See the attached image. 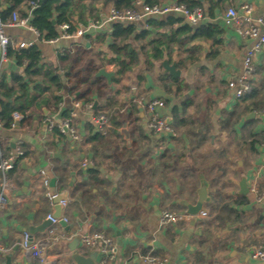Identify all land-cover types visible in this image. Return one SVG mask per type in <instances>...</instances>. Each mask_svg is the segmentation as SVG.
Returning a JSON list of instances; mask_svg holds the SVG:
<instances>
[{
  "label": "crops",
  "instance_id": "0c3cea01",
  "mask_svg": "<svg viewBox=\"0 0 264 264\" xmlns=\"http://www.w3.org/2000/svg\"><path fill=\"white\" fill-rule=\"evenodd\" d=\"M196 1L206 13L200 23L191 25L184 16L174 14L168 16L181 21L171 28L157 29L166 41L165 58L176 60L182 71L177 80L183 86L177 93L166 92L164 81L158 77L164 69L157 61L152 63L147 52L140 54L138 66L144 78L140 82L134 73L129 89L125 86L129 82L127 75L119 86L97 77L101 68L116 71L115 64L113 69L105 67V62L109 64L114 58L108 47L114 23L91 28L93 31L84 37L55 43L40 40L29 28L6 27L5 34L13 46L21 42L29 44L26 47L37 44L43 63L60 64L58 54L65 53L69 59L61 63V73L70 68L72 76L59 93L63 102L54 105L51 100L50 106H44L42 99L31 101V117L20 123L18 129L1 132L0 161L3 156L15 154L18 147L25 157L18 158L15 169L9 172L12 190L8 205L0 212V246L5 250L0 264H41L22 248L21 242L25 233L36 241L45 237L51 225L45 226L47 216L56 214L57 205L52 206L47 197V178L49 191L68 199V206L62 210L68 223L58 226L65 237L49 245L47 264H77L80 256L93 264H142L140 258L146 255L165 258V264H264L253 256L255 248L264 250V48L254 62L251 92L236 97L229 84L242 74L246 51L253 42L241 37L223 20L229 6L239 9L244 4L254 7V19L264 20V0H159L157 5L188 6L187 2ZM76 2L78 11L73 13L72 20L83 27L84 21L90 25L95 19L105 21L114 9L110 0ZM134 2L136 8H140V2L147 4V0ZM20 9V15H25L27 8L23 5ZM168 16L146 18L144 23L149 24V29H145L143 22L133 25L138 32L153 29L155 33L150 21ZM208 25L220 31L212 39L190 41L193 33H177L181 43L166 39L185 26L194 31ZM260 29L264 33L263 25ZM131 42L141 49V41L132 38ZM93 54L97 61L91 58ZM12 72H22L15 59L1 66V74ZM172 79H165V84L174 90ZM109 87L114 92L123 90L116 98L120 104L137 98L163 99L177 135L148 130V114L136 106V113L135 109L116 115L119 127L108 116L110 124L101 139H92L95 132L102 133L92 122V115H98L97 109L102 98L108 96L105 92ZM157 90L166 95L158 96ZM76 101L93 104L91 111L83 108L73 119L82 140L75 144L65 136L61 142L46 131L43 116H52L58 122ZM186 102L190 103L187 108ZM119 107L109 110L118 111ZM176 107L184 122L173 116ZM86 159L91 165L83 168ZM42 171L47 178L40 175ZM243 178L250 188L247 195L241 194ZM3 179L0 173V189ZM205 184L210 200L204 203L202 211L208 215L201 216L200 211L191 216L186 204L197 203L199 190ZM165 210L188 217L161 227ZM93 231L113 239L119 249L115 261H109L100 246L90 248L82 244L81 235Z\"/></svg>",
  "mask_w": 264,
  "mask_h": 264
},
{
  "label": "built area",
  "instance_id": "2783aa9c",
  "mask_svg": "<svg viewBox=\"0 0 264 264\" xmlns=\"http://www.w3.org/2000/svg\"><path fill=\"white\" fill-rule=\"evenodd\" d=\"M140 8H129V9H112L109 17L102 22H95L89 27H83L78 25L74 20L70 22L63 23L59 26V37L51 40H44L47 43H55L61 39H72V38H81L84 37L91 28L102 27L107 23H126L134 24L138 22L145 21L146 18L151 16H168L174 14H180L191 24L197 25L202 20L205 19L206 13L201 6L194 8H189L184 4H171V5H150L143 2H140ZM26 15L22 16L19 12L15 11L10 16L8 22L3 20L2 16V7L0 6V76H1V66L9 60L7 53L8 48L11 44L10 38L5 34V29L7 26L15 28H29L31 29L38 37L40 33L30 24L31 19L33 18V12L38 7L35 1H29L25 4ZM255 9L250 4H244L241 8H236L234 6H229L223 16L225 25L233 27L236 29L238 34L251 40L253 44L248 47L244 62H243V72L238 78V80L230 82L229 87L235 91V95L238 98H242L245 94L251 92V78L255 73V60L257 54L262 51L264 48V33H261L260 27L264 26L263 19H254ZM145 29H149L150 26L147 22L144 23ZM29 44L21 42L18 46L21 48L28 46ZM105 67L115 68L114 64H108L105 62ZM133 102L141 109L147 112L146 126L147 129L155 134L160 135H169L176 136L175 129L166 115V102L161 98H137ZM83 108L91 111L93 109L92 103L83 104L80 101H76L73 104V109L69 112V117L62 118L57 122L52 116L45 115L43 116V123L46 126V131L48 133H53L55 128H58L65 136H69L72 141L76 144L82 140L80 133L77 128L73 125V119L77 116L79 110ZM1 112V104H0ZM25 119V115L20 112H14L12 114V123L9 128L10 131L18 129L20 123ZM92 122L95 124V127L99 131H104L110 124L109 117L105 114L92 115ZM3 124L0 121V137L3 130ZM262 146H264V141ZM2 150L0 149V155L2 156ZM25 152L18 147L15 150V154H10L8 156H3L0 161V173L3 174V183L0 189V212L8 205L9 202V193L10 189V179L9 172L14 170L17 164L18 158L22 157ZM91 165L90 160L86 159L82 162L83 168H88ZM40 175L47 178V173L45 171L40 172ZM48 179V178H47ZM44 179L45 186L48 189L47 197L52 206L59 205L62 210L68 206V199L63 197L58 202L56 199L60 196L57 193H52L49 190V181ZM253 191H257L256 188ZM201 216H207V212L201 211ZM188 216L178 214L169 210H165L162 213L160 219V226L166 227L170 224H175L183 220ZM47 219L51 222L49 230L45 237L40 240H34L32 236L28 233H25L23 236L21 245L22 248L29 252L35 260H38L41 264L48 263V253L47 248L53 242H57L59 239L65 237L64 232L58 229L60 223L67 224L68 218L65 215L61 217H56L53 213H50L47 216ZM61 233V234H60ZM81 241L84 246L90 248L101 247V251L107 256L109 261H115L118 256V246L115 244L113 239L102 232H87L81 235ZM4 248L0 246V256L4 252ZM253 256L256 259L264 261V250L261 248H255ZM142 264H165L166 259L146 255L140 258Z\"/></svg>",
  "mask_w": 264,
  "mask_h": 264
},
{
  "label": "trees",
  "instance_id": "16d2710c",
  "mask_svg": "<svg viewBox=\"0 0 264 264\" xmlns=\"http://www.w3.org/2000/svg\"><path fill=\"white\" fill-rule=\"evenodd\" d=\"M29 1H35L38 5L33 12V18L31 19L30 24L40 33V40L42 41L59 37V26L63 23L70 22L74 17L73 13L78 11L76 0H0L3 20L7 22L15 11L20 13V7L23 5L25 6ZM110 1L114 8L120 10L133 8L135 5L133 0ZM158 2L159 0H147V4L150 5H155ZM187 4L189 8H194L199 6L200 2H187ZM22 16H24V14ZM94 21L100 22L98 19H95ZM179 21L181 20L174 16H168L165 19L151 20L150 24L152 25V28L156 29L155 33L152 31L153 29L138 32L136 26L133 24L114 23L112 25V40L108 46L109 51L114 55V58H112L109 63L116 65V77L113 79L112 83L119 86L128 72L136 73L137 76L135 79L141 82L145 74L138 70V66L141 65L142 60L140 54H145L147 52L152 63L154 61L159 62L163 60L165 58L163 47H166V41L161 38L159 30L157 29L159 27L164 29L171 28ZM84 24L86 27L90 26L89 21H84ZM177 31L178 32L176 33L170 31L171 37H166V39H169V42L171 43L176 42V40L178 43H181L176 37L177 33L178 35L193 33V35L191 34L190 41L199 38L212 39L220 33L219 28L212 25L201 26L195 29V32L189 26H185ZM132 38L142 42L140 50H138L131 42ZM145 40H147V43H145ZM7 56L9 59H15L17 65L22 70V72H12L10 75L3 73L0 76V121L3 124V128L9 130L12 123V114L14 112H20L25 115V119L22 123L31 117V101L42 99L40 101L44 106H47L51 100L54 105L63 102V98L59 93L64 90L65 82L71 79L72 74L70 68L67 69V72L61 73V63L68 60L69 56L65 53L58 54L60 64L57 65L43 63V54L37 44L23 48L18 45L15 47L10 44ZM168 58L171 59V57ZM153 65L154 64H150V67ZM162 72L163 74H160L158 77L160 80L164 81L166 92H181V87L183 85L179 84L177 79H172L176 85V89L173 90L169 84H165V79L170 77L169 74L165 70ZM31 92H35V95H32ZM121 93H123V90L119 88L115 92V95H108L105 99V108L103 110H100L101 107L97 109L98 115L105 113L106 116L111 118L112 123L116 127H119L121 124L116 117L117 114L121 116L120 113L125 112L124 114H126L127 110L129 113L134 112L135 109L136 111L134 113L137 112V105L132 100L128 103L124 102L123 104H120L116 100L117 96ZM86 103H90V101H87ZM118 105L121 106L119 107ZM48 106H50V104ZM188 106H190V103L186 102L184 107L187 108ZM114 107H119V110H109ZM69 112H64L63 117H69ZM172 113L174 117L178 118V120L183 117L178 114L177 107L173 109ZM184 121L185 119L183 118L182 122ZM90 129L93 130V127L91 126ZM53 134L59 141H64L65 135L58 128L53 130ZM101 135L102 133L95 132V136H93L92 139H101ZM22 157H25V154Z\"/></svg>",
  "mask_w": 264,
  "mask_h": 264
},
{
  "label": "water",
  "instance_id": "95a60500",
  "mask_svg": "<svg viewBox=\"0 0 264 264\" xmlns=\"http://www.w3.org/2000/svg\"><path fill=\"white\" fill-rule=\"evenodd\" d=\"M134 1V0H133ZM93 31V30H90ZM158 66L163 68L171 78L173 79H179L182 76V71L181 69L178 67V62L176 60H170L169 58H164L163 60L158 62ZM97 77H104L106 78L108 84H112L113 79L116 77V71H112V72H108L105 68H101L97 74ZM156 94L158 96L164 97L166 95V93L162 90H157ZM123 132L128 136L129 133L126 130V128L123 129ZM128 138V137H127ZM128 144H130V142L128 141ZM55 182V178L52 177V183ZM240 188H241V194L243 195H247L250 192V188L248 186V182L246 178H243L240 184ZM208 185L205 184L202 186V188L199 190V199L197 201L196 204L192 205V204H186V207L188 208V213L191 216H196L197 214H199L200 211H202L203 209V205L205 202H208L210 200V198L208 197ZM64 196L60 195L57 199L56 202H58L61 198H63ZM62 215V208L57 205L56 206V217H60ZM51 224V222L49 220H47L45 222V226H49ZM77 241L74 243L76 244ZM8 260L10 261V258L8 257ZM77 264H93V262L89 261L86 258H83L82 256H80V258H78L76 260Z\"/></svg>",
  "mask_w": 264,
  "mask_h": 264
},
{
  "label": "rangeland",
  "instance_id": "374dc122",
  "mask_svg": "<svg viewBox=\"0 0 264 264\" xmlns=\"http://www.w3.org/2000/svg\"><path fill=\"white\" fill-rule=\"evenodd\" d=\"M93 56V57H92ZM91 56V58L92 59H94V60H98L97 59V56H96V54H93ZM106 56H107V58L109 59V56H108V54L106 53ZM191 75V74H190ZM135 76V74L133 73V72H128V74H127V78L126 79H128V81L129 82H126L125 83V86H126V89L128 88H130V86H131V84H132V82H133V79L135 78L134 77ZM115 95V92H114V90H112V88L111 87H109L107 90H106V92H105V95ZM105 106H106V101H105V99H103L102 98V100H101V108H100V110H103L104 108H105ZM73 125H74V123H73ZM107 129V128H106ZM106 129H105V131H106ZM104 132L102 131V134H103ZM53 192L55 191V189L54 188H52L51 189Z\"/></svg>",
  "mask_w": 264,
  "mask_h": 264
}]
</instances>
